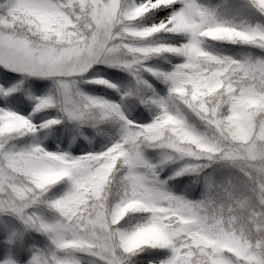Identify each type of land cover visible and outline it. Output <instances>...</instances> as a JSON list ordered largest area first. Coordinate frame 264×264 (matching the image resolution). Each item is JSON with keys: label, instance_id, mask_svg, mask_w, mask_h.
<instances>
[{"label": "snow or ice", "instance_id": "1", "mask_svg": "<svg viewBox=\"0 0 264 264\" xmlns=\"http://www.w3.org/2000/svg\"><path fill=\"white\" fill-rule=\"evenodd\" d=\"M251 4L264 14V0ZM156 13L158 23L137 26ZM224 15L199 0H0V67L54 84L28 116L0 108V215L49 241L28 264H83L85 256L133 264L145 250L165 254L149 264H264V55L211 50L264 53V27L227 23ZM161 34L174 39L154 42ZM160 56L181 62L168 71L148 66ZM101 64L128 71L137 98L151 89L144 73L166 85L167 96L140 99L157 109L151 122L142 114L130 121L119 104L80 91V82L114 88L102 78L83 80ZM22 87H0V97ZM52 108L81 126L118 125V139L76 157L18 144L60 123L33 122ZM149 149L165 150L163 164L184 160L177 176L213 165L218 175L199 201L175 196L148 161ZM64 182L70 190L49 198ZM40 208L55 219L45 220ZM135 214L140 222L121 225Z\"/></svg>", "mask_w": 264, "mask_h": 264}, {"label": "rangeland", "instance_id": "2", "mask_svg": "<svg viewBox=\"0 0 264 264\" xmlns=\"http://www.w3.org/2000/svg\"><path fill=\"white\" fill-rule=\"evenodd\" d=\"M240 1V3L228 6L221 5L219 0H199V4L208 10L225 13L224 19L227 23L242 27H264V14L254 8L251 0ZM162 18L163 16L160 13H156L137 22V26L158 23ZM172 39L174 38L161 34L155 38L154 42H170ZM211 50L227 55H264V53H260L255 48L233 45L212 44ZM166 60L168 63L165 62ZM180 62L179 58L173 56H160L156 57V59H150L148 66L168 71L172 65ZM5 73L8 77L6 81L3 79ZM96 78L110 81L114 88L80 82L78 84L80 91L84 94L101 97L107 101L119 104L126 118L134 122H141L139 119L141 114L143 117L142 122L144 123L151 122L157 115L155 106L143 104L140 99L148 100L155 97H165L168 94L166 85L147 73L143 74V79L151 85V89L144 88L140 98L136 96V82L126 70L103 64L96 65L94 69L84 75L83 80ZM21 81H23L21 90L6 98L0 97V108H7L21 115L28 116L33 112L35 98L49 95L54 89V84L50 78L28 77L25 80L22 74L6 71L5 68L0 67V87L13 89L19 86ZM47 120H59L60 123L48 129H43L34 136L25 137L23 140L17 141V143L20 145L40 143L48 151L56 152L59 149L76 157L89 151H101L118 139V125L109 124L104 128L81 126L78 122L68 120L57 108L42 111L33 118V122L37 125ZM193 123H197L195 118H193ZM164 152L165 150L149 149L146 152V157L150 163L158 165V179L164 182L166 190L175 196L191 201L201 200L207 190V182L217 177L218 173H214L213 169L219 168V165H213L198 174H188L187 183L182 186L174 183L179 177L186 175L177 176V173L182 170L186 162L174 159L167 164H163ZM70 187V183L64 182L53 188L48 193V197H61L70 190ZM37 211H40L45 220L49 222L55 219L54 213L47 209L40 208ZM141 219L139 214L129 215L124 221H121V225L127 226L129 221L132 225H135ZM21 243H25L23 249H21ZM48 243L49 241L45 235L26 229L14 216L0 215V264H28L32 252L35 249H43L42 244L47 247ZM150 252V255L137 254L131 259H139L137 262L139 264H149V261H158L163 259L165 255L152 250ZM15 254L17 256L13 258ZM81 259L83 264H96L90 256L81 257Z\"/></svg>", "mask_w": 264, "mask_h": 264}, {"label": "trees", "instance_id": "3", "mask_svg": "<svg viewBox=\"0 0 264 264\" xmlns=\"http://www.w3.org/2000/svg\"><path fill=\"white\" fill-rule=\"evenodd\" d=\"M219 2H220L221 5H223V6H228V5H232V4H234V3H240L241 1H240V0H219ZM153 59H156V58H153ZM108 125H109V124H105V125H102V126H100V127L104 128L105 126H108ZM95 128H97V127H95ZM187 176H188V174H186V175H184V176H182V177H179V179H177V180L175 181L174 184H180V185L183 186L185 183H187ZM171 183H172V182H171ZM172 185H173V183H172ZM24 242H25V241H24ZM24 245H25V243H21V249H23V246H24ZM42 247L45 248L46 246H44V245L42 244ZM150 253H151L150 250H145V251L139 253L138 255H143V254L150 255ZM16 256H17V254H15L13 258H15ZM0 257H1V255H0ZM138 260H139V259H137V258H133V259H132L133 264H139V263H137Z\"/></svg>", "mask_w": 264, "mask_h": 264}]
</instances>
